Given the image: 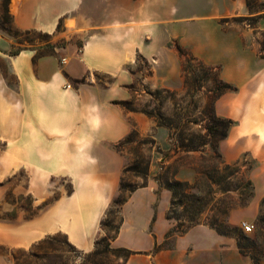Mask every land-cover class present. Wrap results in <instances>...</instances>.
<instances>
[{
    "label": "rangeland",
    "instance_id": "1",
    "mask_svg": "<svg viewBox=\"0 0 264 264\" xmlns=\"http://www.w3.org/2000/svg\"><path fill=\"white\" fill-rule=\"evenodd\" d=\"M249 3L8 0L5 16L0 0V75L12 103L21 101L27 137L21 146V115L11 108L10 125H0L16 140L0 138L1 256L21 263L40 238L52 237L56 252L47 245L35 251L47 253L41 264H124L112 243L94 255L105 235L101 223L109 209L112 227L120 218L145 220V202L114 201L150 186L155 212L167 196L163 217L171 225L157 251L174 249L199 227L201 237L184 248L186 264H231L232 255L264 264V76L257 77L264 65V0ZM44 84L51 100L38 91ZM99 95V104L92 101ZM216 118L233 121L218 143L208 135L210 127L220 129ZM74 191L96 212L88 216L97 235L90 251L72 252L56 221L45 223L54 229L42 237L17 233L39 214L51 218L55 209L47 210ZM191 214L202 225H189ZM216 218L226 234L203 225ZM215 237L219 252L212 258L207 246Z\"/></svg>",
    "mask_w": 264,
    "mask_h": 264
},
{
    "label": "crops",
    "instance_id": "2",
    "mask_svg": "<svg viewBox=\"0 0 264 264\" xmlns=\"http://www.w3.org/2000/svg\"><path fill=\"white\" fill-rule=\"evenodd\" d=\"M123 30L117 29L115 33H117L120 36L119 40H123ZM154 40V39H153ZM264 76V65L260 69V71L257 74V77ZM20 83H22V78L18 76ZM252 81V80H251ZM249 86H251L250 84ZM40 91L41 89H44L47 93H49L48 96L45 98L47 100H51L52 96V90H50L49 85H39L37 87ZM66 100L68 101H74L75 97L73 94H67ZM13 92L8 86L6 80L2 75H0V125L11 123V118L9 116V111L11 108H13V111L18 114L20 112V106L21 101L19 100V103L16 104L12 103L14 101L12 98ZM86 96V95H85ZM83 94L82 98H86ZM21 97V94H20ZM78 97V95L76 96ZM102 100V96H95L94 100L96 103H100ZM20 126H19V144L22 146L24 140L26 137V123L23 120L22 112H20ZM18 117H16L17 119ZM19 119V118H18ZM121 130L118 131L120 133ZM117 133V132H116ZM102 135V132L100 133ZM0 138L8 141L9 143H14L16 140H11L9 136H4L2 134V131H0ZM64 156V155H63ZM72 158L74 160L78 159L77 154H71ZM80 157V156H79ZM27 162V161H26ZM71 164L75 165V162H70ZM29 165V164H28ZM38 168L39 165H34ZM78 171H81V168H76ZM84 170V169H82ZM76 181V179H75ZM35 185L33 182H31V185ZM99 197V196H98ZM164 197V198H163ZM160 200V203L157 207V211L155 212L151 207V202L153 201V188L148 186L142 189H139L135 191L130 199L126 202H130L133 200L145 202L148 212L145 216V220L142 222L138 219L139 217H134L135 219L132 221L131 219L124 218L122 221V225L120 227L119 233L117 238L112 242V245L118 248H126L134 254L129 257V259L126 261L125 264H186L185 260V253L184 248L186 244L189 241H197V238L199 239L201 237L202 232H200L199 227H194L188 231L182 238L176 241L175 247L172 250H160L155 251L154 249L159 246L164 240H166V233L170 229L171 225L166 221V219L163 217L164 210H165V198L167 197L165 194ZM100 199V198H99ZM125 203V204H126ZM161 204L164 205L163 209H160ZM91 204L87 200L85 202L82 201V195L79 191H74L71 193V195L66 197H60L50 208L51 210H47L48 213H51L53 209V213L51 214V218L46 217L45 214H39L35 218H33L27 226L21 227L17 233H23L26 235L31 236H37L42 237L47 233H50L53 231L54 226L49 224H45L47 222L56 221V223L59 224V228L64 231L68 241L75 246L78 250L81 252L87 253L90 251L94 245V241L96 240V233L93 231L89 225L88 216L90 217L94 212L92 207H90ZM49 209V207H48ZM46 212V210L44 211ZM83 212V214H82ZM160 212V213H159ZM96 213V212H94ZM53 215H56L53 217ZM152 221V230L149 234H146L144 230L148 228V219ZM130 224L133 226L130 228ZM58 228V229H59ZM57 229V227H56ZM205 235H208L209 232H204ZM211 235V234H210ZM44 238V237H43ZM42 239V238H40ZM39 239V240H40ZM38 240V241H39ZM8 245H11L8 242H4ZM215 243L211 244L209 247L211 257L213 258V255L215 258L218 255L219 252V246H218V238L215 237ZM141 252H148L150 259L148 261H144L142 257H144L141 254ZM242 254L240 253V256ZM232 261L231 264H234V260H239L243 262L244 264H247L246 260L242 258H238L235 255H232ZM0 264H14V262L6 258L4 256L0 255Z\"/></svg>",
    "mask_w": 264,
    "mask_h": 264
},
{
    "label": "trees",
    "instance_id": "3",
    "mask_svg": "<svg viewBox=\"0 0 264 264\" xmlns=\"http://www.w3.org/2000/svg\"><path fill=\"white\" fill-rule=\"evenodd\" d=\"M7 2L8 0H2V8H3V11H4V14L6 16V13H7V9H6V6H7ZM246 5L248 8H251V4L249 3V0H246ZM264 16V14L262 15ZM261 49H264V47L262 46ZM225 86V89L228 88L229 86ZM217 122L219 123L218 125L220 126V129L217 130L216 127H210L209 130H208V135H210V139L212 138L214 140V142H219L221 140H223L225 137H226V133L227 131L229 130V128L232 126L233 124V121L230 120V119H219V118H216ZM216 123V121H215ZM214 123V125H215ZM213 142V143H214ZM185 149H187V151H198L196 150V148L194 147H186ZM230 166L226 165L223 170H221L220 172L223 173L224 170H228ZM176 188H183V184L181 183H176ZM167 189L171 192V199L172 200H175L177 198V192L175 190V188H170L168 187L167 185ZM123 191V189L121 190L120 189V192ZM223 193L228 191V190H224L222 189ZM132 192V191H129V193ZM129 193L127 195V197L125 196H121V197H118L114 203L117 205V206H120V205H124L126 202H127V199L129 198ZM261 208L264 207V198L261 200ZM192 209V207H190ZM202 210H199V212H201ZM205 210H203L204 212ZM113 213V209H109L105 215V218H104V221L101 223V228L102 230L104 231V237L100 240V241H97L95 243V248H96V252L94 253V255L98 254L101 246L104 247L105 249L107 250H110V245L111 243L117 238L118 236V233H119V230H120V227L122 225V218H120L119 220V223L117 226H110L109 224V220H108V217L111 216ZM202 213V212H201ZM221 214H225L226 215V212L224 211H219V215ZM198 220V218H197ZM196 220V216H194L193 214L189 215L188 216V219L186 220L187 223H189V225L191 226H195V225H202V223H198V221ZM264 221V219H263ZM205 226H208L209 228L211 229H214L216 230L218 233L220 234H226V232L223 231V224L222 222H220L219 218H216V219H213L211 221H208L206 224H203ZM222 228V229H221ZM66 237V235H65ZM56 242V240L52 237H44L42 239H40L39 241L36 242V244L33 245V248H35L34 250L35 251H42V247L44 245H47L49 247H47L50 251L52 252H56V248L59 247H55L53 246V244ZM65 245H67L72 252L74 253H77L78 250H76L75 246H73L67 239H65ZM157 248V247H156ZM154 249L155 251H157V249ZM243 246L238 243V249H240L239 251L241 252ZM33 250H30L28 252H24L25 254H23V256H25L24 260L20 263L18 258H13L14 259V264H41V262L45 261L47 259V253H38V252H32ZM114 252L116 253H119V254H122L120 256H118L122 262L125 264L126 261L129 259V257H131L134 252L126 249V248H115L113 249Z\"/></svg>",
    "mask_w": 264,
    "mask_h": 264
},
{
    "label": "built area",
    "instance_id": "4",
    "mask_svg": "<svg viewBox=\"0 0 264 264\" xmlns=\"http://www.w3.org/2000/svg\"><path fill=\"white\" fill-rule=\"evenodd\" d=\"M242 227H243L245 230H247V231H249V230L251 229L250 226L247 225L246 223H242Z\"/></svg>",
    "mask_w": 264,
    "mask_h": 264
}]
</instances>
